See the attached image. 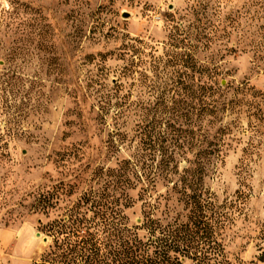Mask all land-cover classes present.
Returning a JSON list of instances; mask_svg holds the SVG:
<instances>
[{
  "label": "rangeland",
  "instance_id": "rangeland-1",
  "mask_svg": "<svg viewBox=\"0 0 264 264\" xmlns=\"http://www.w3.org/2000/svg\"><path fill=\"white\" fill-rule=\"evenodd\" d=\"M202 82L217 112L201 122ZM199 125L223 143L202 185L228 217L227 260L261 264L264 0H0V264H39L51 244L41 224L89 192L117 197L107 172L148 153L138 129L170 140ZM139 188L131 224L160 196L162 218L183 214L165 181L150 198Z\"/></svg>",
  "mask_w": 264,
  "mask_h": 264
},
{
  "label": "trees",
  "instance_id": "trees-1",
  "mask_svg": "<svg viewBox=\"0 0 264 264\" xmlns=\"http://www.w3.org/2000/svg\"><path fill=\"white\" fill-rule=\"evenodd\" d=\"M214 93L213 86L200 84L201 122L217 112L211 99ZM107 108L104 105L102 110ZM146 128L137 132L141 147L148 153L122 159L116 169L107 172L113 177L117 197L111 199L108 192L100 197L89 192L62 218L40 225V232L51 239V244L39 264H229L223 243L228 217L202 185L205 164L212 157H220L219 152L215 155V148L223 143L209 140L200 125L195 132L184 129L170 140L160 132L153 133V128ZM183 133L186 135L181 139ZM190 133L195 136L189 137ZM116 136L123 142L124 134ZM8 145L0 135L2 155ZM176 148L190 156L175 153ZM180 161L186 164L181 170ZM158 180L165 181L169 187L166 196L175 195L183 214L176 213L171 220L162 218L165 211H160L161 196L154 203L149 199ZM138 185L139 198L147 196L149 200L141 206L140 223L131 224L126 210L134 206V201L128 190ZM57 203L58 197L55 203L47 198L42 201V210L54 208ZM260 239L264 243V231ZM258 261L264 264V249Z\"/></svg>",
  "mask_w": 264,
  "mask_h": 264
}]
</instances>
